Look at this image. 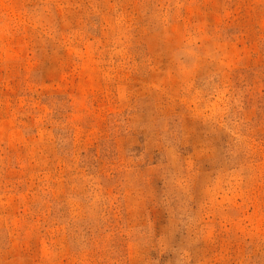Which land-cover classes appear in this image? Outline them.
Instances as JSON below:
<instances>
[{
  "label": "rangeland",
  "instance_id": "374dc122",
  "mask_svg": "<svg viewBox=\"0 0 264 264\" xmlns=\"http://www.w3.org/2000/svg\"><path fill=\"white\" fill-rule=\"evenodd\" d=\"M0 264H264V0H0Z\"/></svg>",
  "mask_w": 264,
  "mask_h": 264
}]
</instances>
